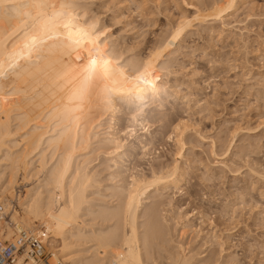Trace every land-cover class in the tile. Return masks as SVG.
<instances>
[{
  "label": "rangeland",
  "instance_id": "1",
  "mask_svg": "<svg viewBox=\"0 0 264 264\" xmlns=\"http://www.w3.org/2000/svg\"><path fill=\"white\" fill-rule=\"evenodd\" d=\"M218 1H80L90 14L100 18L109 41L126 63L155 54L175 26L191 20L176 46L155 63L152 76L156 92L138 103L122 101L117 112L113 116L108 112L102 126L93 132L95 138L110 132L124 139L128 154L116 157V166L110 163L113 172L128 169V174L135 168L131 171L136 175L150 178L153 170L179 163L184 169L183 181L177 188L163 191L162 204L159 208L156 204L166 239H156V246L153 244L150 257L158 264L172 263L176 253L187 254L191 259L187 264H264V0H237L236 8L224 13L223 24L212 17L201 18L204 21L193 18L197 8ZM109 123L112 129L107 128ZM178 124L184 133L182 148L176 142ZM87 152L91 163L85 162L97 183L85 194V215L81 217L97 231L102 225L109 230L116 219L108 217L102 222L103 216H97L96 211L119 206L116 191L130 179L125 173L122 179L110 181L112 170H105L104 152ZM78 157L76 161L85 158L83 154ZM7 168L4 164L0 167L1 184L7 185L6 199L13 200V209L19 214L16 198L33 185L35 188L43 173L9 181L16 171ZM152 193L145 207L156 200L157 194ZM141 217L139 226L146 220ZM87 247L83 243L74 253L87 256ZM150 257L149 262L156 264Z\"/></svg>",
  "mask_w": 264,
  "mask_h": 264
},
{
  "label": "bare ground",
  "instance_id": "2",
  "mask_svg": "<svg viewBox=\"0 0 264 264\" xmlns=\"http://www.w3.org/2000/svg\"><path fill=\"white\" fill-rule=\"evenodd\" d=\"M80 1L0 0V167L4 164L16 171L9 181L43 173L35 188L32 184L33 189L16 198L21 213L13 209L11 219L17 227L37 231L51 254L50 264H146L154 252V241H166L157 211L162 192L179 186L184 169L179 163L153 170L150 178L144 174L139 177L133 172L135 168H130L128 174V169L113 172L110 163L116 166V157L128 154L126 143L110 132L95 138L94 131L102 126L108 112L112 116L117 112L122 101L138 103L156 92L152 76L155 63L176 46L191 20L184 18L175 26L155 54L126 63L121 61L122 54L114 42L109 41L100 18L90 14ZM236 4L237 0H220L204 9L197 8L193 18L212 17L223 24L224 13ZM111 123L108 129H112ZM175 131L176 142L182 148L184 133L180 124ZM94 143L97 145L92 148ZM88 149L104 152L105 170H112L110 181L122 179L125 173L130 179L116 191L120 200L119 206L113 207L116 209L96 211L97 216L104 217L100 216L102 222L108 217L116 219L109 230L102 225L97 231L81 217L87 190L97 183L87 164ZM80 154L85 156L81 158L84 161H76ZM2 178L0 173V202L7 209L14 208L13 200L6 199L8 189L1 184ZM154 191L156 200L146 206L147 210L143 204ZM139 217L146 218L141 226ZM7 230L10 235L12 228ZM83 243L88 244L84 253L87 256L74 253ZM171 258L170 264L191 260L187 254L176 253ZM22 263L20 257L18 264Z\"/></svg>",
  "mask_w": 264,
  "mask_h": 264
},
{
  "label": "built area",
  "instance_id": "3",
  "mask_svg": "<svg viewBox=\"0 0 264 264\" xmlns=\"http://www.w3.org/2000/svg\"><path fill=\"white\" fill-rule=\"evenodd\" d=\"M13 208H6L0 202V264H18L23 257L22 264H50V252L37 231L17 227L11 220ZM7 226L12 228L8 235ZM52 264H61L55 261Z\"/></svg>",
  "mask_w": 264,
  "mask_h": 264
}]
</instances>
